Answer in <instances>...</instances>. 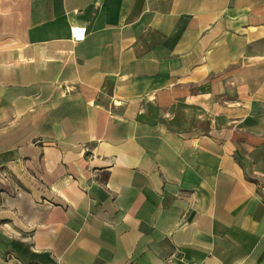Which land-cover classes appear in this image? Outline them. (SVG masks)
Listing matches in <instances>:
<instances>
[{
	"label": "crops",
	"instance_id": "obj_1",
	"mask_svg": "<svg viewBox=\"0 0 264 264\" xmlns=\"http://www.w3.org/2000/svg\"><path fill=\"white\" fill-rule=\"evenodd\" d=\"M0 264H264V0H0Z\"/></svg>",
	"mask_w": 264,
	"mask_h": 264
},
{
	"label": "built area",
	"instance_id": "obj_2",
	"mask_svg": "<svg viewBox=\"0 0 264 264\" xmlns=\"http://www.w3.org/2000/svg\"><path fill=\"white\" fill-rule=\"evenodd\" d=\"M85 29L84 28H72L70 30V37L73 42H81L85 38Z\"/></svg>",
	"mask_w": 264,
	"mask_h": 264
}]
</instances>
